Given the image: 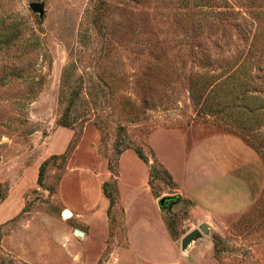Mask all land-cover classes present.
Masks as SVG:
<instances>
[{
    "label": "rangeland",
    "instance_id": "obj_1",
    "mask_svg": "<svg viewBox=\"0 0 264 264\" xmlns=\"http://www.w3.org/2000/svg\"><path fill=\"white\" fill-rule=\"evenodd\" d=\"M248 96L264 105V0H0V264H264V189L181 246L193 142L230 132L264 162Z\"/></svg>",
    "mask_w": 264,
    "mask_h": 264
},
{
    "label": "crops",
    "instance_id": "obj_2",
    "mask_svg": "<svg viewBox=\"0 0 264 264\" xmlns=\"http://www.w3.org/2000/svg\"><path fill=\"white\" fill-rule=\"evenodd\" d=\"M187 158L189 180L177 182L178 190L193 201L192 213L200 222L215 223L245 213L261 196L263 159L238 135L216 132L200 138Z\"/></svg>",
    "mask_w": 264,
    "mask_h": 264
},
{
    "label": "trees",
    "instance_id": "obj_3",
    "mask_svg": "<svg viewBox=\"0 0 264 264\" xmlns=\"http://www.w3.org/2000/svg\"><path fill=\"white\" fill-rule=\"evenodd\" d=\"M238 77H235V85L233 87V90L235 91V94H237L239 92V86H240V83L238 81ZM236 97H238V94L236 95ZM246 101L243 102V97H242V102H241V105H240V110L237 111V114L238 116L241 118L242 120V124H240V128L244 131L246 130L247 132H249L251 129L254 128V126H256L257 123L261 122L262 121V118L260 117L258 119V114H259V111H261L260 108H262V106H264L262 103H260V98L258 97H245ZM74 104V101L71 102L69 108L67 109V112H65L63 115H62V122L65 126H69L70 123H69V110H70V107ZM220 104H221V101H220ZM240 104V103H238ZM244 138V137H243ZM264 145V141L262 143ZM135 151L137 152V154L144 160L147 162V156L145 155V153L143 152L142 148L137 146V147H134ZM45 168H46V165L43 164L40 168V172H39V183H42V180H43V176H44V172H45ZM165 172L167 173L168 177L170 180L173 181L172 179V176L171 174L168 172V170L165 169ZM151 175H152V171H151ZM107 186H108V183H105L104 185V192H105V195L110 199L112 198V195L110 194V192L107 191ZM152 187V186H151ZM153 189V188H152ZM153 193L155 195V197H159V195L154 192V189H153ZM175 199H185L184 197H181V195H175ZM190 200V199H189ZM192 204H193V201H191ZM169 226H170V229H171V225H169L167 223V228H168V231H169ZM170 233V232H169ZM171 233L174 234V231L171 230ZM170 233V234H171ZM0 238H1V234H0Z\"/></svg>",
    "mask_w": 264,
    "mask_h": 264
},
{
    "label": "water",
    "instance_id": "obj_4",
    "mask_svg": "<svg viewBox=\"0 0 264 264\" xmlns=\"http://www.w3.org/2000/svg\"><path fill=\"white\" fill-rule=\"evenodd\" d=\"M31 9L34 12H38L42 17L45 14V2L44 1H32L30 3ZM159 205L161 209L165 207H171L175 201V196L166 195L161 197L159 200ZM71 215L69 210L63 212V216L68 218ZM211 224L209 222H202L197 228L188 232L181 240L182 250L186 252L195 242L203 239L205 236H209L211 233ZM75 234L79 236H84L85 232L76 229Z\"/></svg>",
    "mask_w": 264,
    "mask_h": 264
},
{
    "label": "bare ground",
    "instance_id": "obj_5",
    "mask_svg": "<svg viewBox=\"0 0 264 264\" xmlns=\"http://www.w3.org/2000/svg\"><path fill=\"white\" fill-rule=\"evenodd\" d=\"M70 212H71V215L69 216V217H71L72 215H73V213H72V211L71 210H69Z\"/></svg>",
    "mask_w": 264,
    "mask_h": 264
}]
</instances>
